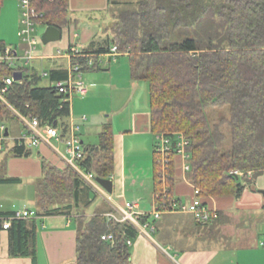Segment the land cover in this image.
Returning a JSON list of instances; mask_svg holds the SVG:
<instances>
[{
    "label": "trees",
    "instance_id": "trees-1",
    "mask_svg": "<svg viewBox=\"0 0 264 264\" xmlns=\"http://www.w3.org/2000/svg\"><path fill=\"white\" fill-rule=\"evenodd\" d=\"M5 1L0 0V11ZM109 1L114 15L112 44L128 55L132 80L149 86L153 133H183L190 141L189 178L201 197L241 198L253 179L264 174V0ZM33 5L44 14L45 26L70 25L69 0H34ZM80 62L84 72L99 64L97 59L93 66L87 59ZM16 71L23 73V79L4 95L8 104L31 113L41 126L61 124L66 134L70 104L53 86L40 87L42 77L0 63V88ZM50 75L52 81H62L68 73ZM221 110L215 123L213 114ZM11 118V110L0 100V123ZM5 150L18 158L33 154L32 148L18 143L10 149L6 143ZM173 164L168 184L172 192ZM80 165L101 179L114 175L111 126L104 128L97 146L86 148ZM42 166L43 177L35 185L37 217L13 220L4 230L3 220L14 213L0 212V243L1 233L8 232L9 256L35 259L38 220L74 212L82 228L72 264H132L126 241L134 239L137 230L108 222L103 215L83 217L80 206L86 196H95L93 189L70 167L60 169L45 159ZM158 171L156 191L160 190ZM232 171L254 174L248 179ZM20 182L0 175V185ZM66 202L70 204L63 208ZM108 233L115 235L113 242L102 239Z\"/></svg>",
    "mask_w": 264,
    "mask_h": 264
},
{
    "label": "crops",
    "instance_id": "crops-1",
    "mask_svg": "<svg viewBox=\"0 0 264 264\" xmlns=\"http://www.w3.org/2000/svg\"><path fill=\"white\" fill-rule=\"evenodd\" d=\"M7 2L9 0L4 2L0 15L3 14ZM69 10L70 25L60 29L62 32L60 40H64L60 48L64 52L59 50L57 55H53L55 47L49 45L50 43L36 49L32 60L40 64L42 75L36 68L30 72L25 67L15 68H25L28 74L40 76L42 80L43 76L48 77L49 86H41L42 80L39 83L40 87L46 88L52 87L56 82L52 81L51 72H69L73 61L65 55L66 51L75 48L99 60L95 69L84 72L87 74L88 95L72 100L70 117L66 122L69 127L75 122L80 125L79 134L85 149L88 146H97L104 128L111 126L115 154L112 195L120 205L126 201H140L141 210L151 212L153 195L157 190L156 135L152 131L151 110L134 109L135 97L130 99L131 102L129 101L127 105H122L126 93L130 95V91H135L134 88L138 85L131 78L127 54L120 53L116 60L106 54L113 46L114 15L110 1L69 0ZM15 15L17 17V13ZM18 36L20 37L19 33ZM27 47L23 40L18 42L17 39L11 40L10 44L5 40L0 43L1 51L3 48H11L19 57L24 56ZM105 48L109 50L97 53ZM123 57L128 60L129 70L127 64L120 61ZM133 96L135 95H131L130 98ZM83 116L87 120L81 122L79 119ZM12 117L3 122L7 129L6 133L8 132L7 140L14 142L11 147L8 146L9 149L18 143L25 131L19 135L13 134L9 126L15 118L13 114ZM95 136H98V144L91 142ZM128 137L135 138L130 149L127 147ZM56 148L60 150V147ZM6 150L0 151L4 155L0 159V175L21 182L0 186L12 188L16 186L17 193L27 188L25 184L34 185L36 190L37 181L43 177L42 159L60 169L65 167L47 145L36 149V157L28 158L9 156ZM184 165L185 160L182 157H174L173 195L188 203L194 199L196 187L189 178L190 172L184 170ZM13 193L14 190H0V212L23 211L18 207ZM94 195L86 196L80 206L79 210L86 219L94 215L105 216L112 210L104 201V204L94 206L93 212L88 211L98 196L96 193ZM35 197L31 199L34 205ZM202 201L217 212L218 216L215 219L207 225H199L191 214L183 213L165 214L157 221L150 219L149 223L155 230L146 229V234L143 235L137 232V236L132 239L130 246L132 264H264V174L253 179L251 186L245 190L241 198L202 197ZM26 206L27 204H24V210L28 209ZM78 219L79 215L74 212L40 218L35 259L10 257L8 232L3 231L0 264L74 263L77 259V238L82 228ZM153 233L159 236V241L154 238Z\"/></svg>",
    "mask_w": 264,
    "mask_h": 264
},
{
    "label": "built area",
    "instance_id": "built-area-1",
    "mask_svg": "<svg viewBox=\"0 0 264 264\" xmlns=\"http://www.w3.org/2000/svg\"><path fill=\"white\" fill-rule=\"evenodd\" d=\"M22 10V25L23 28L19 35L23 42L27 44V49L23 57H19L17 52L11 48H5L0 54V63H7L10 66H15V62L23 60L26 64L34 57V53L37 46L40 44V38L35 36V27L38 24H43L44 14L38 12L34 7V0H19ZM118 46L113 45L106 54L113 60L120 55ZM65 55L72 59V64L68 72V76L65 80L56 81L53 83V87L57 90L59 95H63L64 102L69 103L71 107L72 100L77 97H86L89 89L84 81V69L81 64V59H87L88 65L93 66L95 57L87 55L78 49L72 48L65 52ZM16 81L13 77L6 78L3 81V85L0 88V100L11 110L13 116L20 121L24 126L25 131L18 140L19 145H25L32 149H37L42 145H47L63 162L64 166L73 169L76 174L87 185H89L93 191L99 195L106 203H108L112 210L104 217L108 222L116 224H127L134 227L139 234H146V229L152 228L155 230L149 220H160L163 215L170 213H183L191 214L195 221L199 225H207L218 215L217 212L210 209L203 201L201 192L199 189H195V197L188 203L182 202L179 198L173 195V192L169 187L170 171L174 157L180 156L185 160L184 170L190 172L191 166L189 163L190 155L188 153V147L190 141L183 133H161L156 135V165L159 169L158 178L160 181V190L156 191L153 195V206L151 212H144L140 208V201H126L123 205L116 203L112 193L108 192L101 184L97 182V176L93 172L84 170L80 162L83 161L86 155V149L81 140L80 125L75 123L72 127H69V134L63 132V126L58 124L57 126L45 125L41 126L40 120L33 116L31 113L24 114L8 104L4 95L9 92L10 86ZM27 105V109H29ZM81 122L87 120L85 116L79 119ZM6 126L0 123V151L5 149L7 141ZM52 141H56L65 146V153L52 145ZM238 177L247 176L248 179L253 178V172L243 173L240 171H232ZM108 180L113 181L114 176H111ZM37 213L33 210L26 209L23 211H17L10 218L3 220V228L7 230L10 228L13 220L18 219H31L36 218ZM104 241L113 242L115 235L108 233L102 236ZM126 243L131 246L132 240H127Z\"/></svg>",
    "mask_w": 264,
    "mask_h": 264
},
{
    "label": "rangeland",
    "instance_id": "rangeland-1",
    "mask_svg": "<svg viewBox=\"0 0 264 264\" xmlns=\"http://www.w3.org/2000/svg\"><path fill=\"white\" fill-rule=\"evenodd\" d=\"M8 1V0H7ZM119 1V0H118ZM123 1V0H120ZM18 2V1H17ZM15 13H17V17L15 15ZM22 10H21V6L20 3H16L15 0H9V2H7L6 4V8L3 12V14L0 15V43L2 40H5L7 42V44H10L11 40H16L19 42L20 40H22L21 37L18 36V33H20V31L23 28L22 25ZM46 26L44 24H38L35 27V35L38 36V38L45 32L46 30ZM14 42V41H13ZM64 40H59L57 42H52L49 45L54 46L55 49H53V55H57L58 51H62L64 52L60 47H62ZM42 48L45 47V45L42 43H40L37 48ZM60 48V49H58ZM39 49V51H40ZM37 51V52H39ZM2 53L1 49H0V54ZM105 60H103L104 62ZM120 61H123L122 63H126L127 64V68L129 70V63L126 57L121 58ZM102 62V63H103ZM64 63H66L64 61ZM13 67H25L26 69H28V72L34 70L35 68L40 72V64H38V62L31 60L30 63L26 64L25 61L20 60V61H16L15 62V66ZM48 70V69H47ZM41 73V72H40ZM43 73H41L42 75ZM87 74H84V81H87L86 78ZM87 83V82H86ZM135 84L138 85V87L134 88L135 91H130V95H128V93H126V97L123 100V104L122 105H127L128 102L133 99L135 97V99H133L134 103L136 104V107H134V109H139L142 110L144 108H146L147 110H150V106H149V86L146 82L144 81H134ZM50 82H49V78L46 76H43V80L41 82V86H49ZM135 95L132 98H130L131 95ZM78 98V97H77ZM84 98V97H81ZM133 102H132V106H133ZM224 111V110H223ZM218 113H216L215 115L213 114V119L215 123H219L221 116H222V110L221 111H217ZM227 115V114H226ZM228 116V115H227ZM226 116V117H227ZM210 118H212L210 116ZM9 126L12 129L13 134H17L19 135L20 133H22L25 129L23 127V125L20 123L19 120H17L16 118L13 119V121L11 123H9ZM133 137H128L127 140V147L130 149L133 145ZM98 136H95L94 139L91 141L93 142V144H98ZM90 142V141H89ZM7 145L9 147H11L13 145V141L12 140H7L6 141ZM52 145L54 147H60V150L62 152L65 153V147L64 145H60L58 144L56 141H52ZM126 147V150L129 151ZM3 154L0 153V159L2 157ZM4 156V155H3ZM33 157L37 156V150L33 149ZM64 169H66V166L64 167ZM25 186L27 187L24 191H26V193L23 192H18L17 190H15V187L12 188V186H0V190H6L8 189L9 191H13V196L16 199V202L18 203V207L21 208V210H24V204H27V208L30 210H36V205L31 203V199L33 197H35L36 195V190L34 185H27L25 184ZM31 186V187H30ZM34 199V198H33ZM104 200L98 195L95 197L94 202L92 203V207L90 208V212H93V207L97 206L99 204H104ZM70 203L66 202L65 205H63L62 207L64 208L65 206L69 205ZM108 204V203H107ZM153 236L155 239H157L159 241V236L155 233H153ZM181 261V259H179Z\"/></svg>",
    "mask_w": 264,
    "mask_h": 264
},
{
    "label": "water",
    "instance_id": "water-1",
    "mask_svg": "<svg viewBox=\"0 0 264 264\" xmlns=\"http://www.w3.org/2000/svg\"><path fill=\"white\" fill-rule=\"evenodd\" d=\"M62 32L59 28L48 26L45 30V32L41 35V41L44 45L57 42L61 39ZM13 78L16 82H20L23 79V73L20 71H16L13 75ZM6 136H8V132L6 133ZM97 182L101 184L108 192L112 193L113 191V181L108 179H101L97 178Z\"/></svg>",
    "mask_w": 264,
    "mask_h": 264
}]
</instances>
